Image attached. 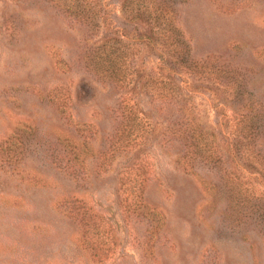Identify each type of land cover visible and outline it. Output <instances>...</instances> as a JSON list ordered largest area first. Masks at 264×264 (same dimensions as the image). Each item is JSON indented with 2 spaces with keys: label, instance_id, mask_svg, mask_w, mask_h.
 <instances>
[{
  "label": "rangeland",
  "instance_id": "rangeland-1",
  "mask_svg": "<svg viewBox=\"0 0 264 264\" xmlns=\"http://www.w3.org/2000/svg\"><path fill=\"white\" fill-rule=\"evenodd\" d=\"M122 1L92 5L83 23L56 0H0V264H264L260 161L227 162L260 207L251 221L248 207L244 218L228 214L224 181L198 182L153 139L139 163L142 186L122 174L136 173L142 154L112 152L120 93L86 63L87 48L114 36L111 28L132 32ZM174 4L193 57L238 76L264 106V0ZM140 99L159 121L158 102ZM195 101L215 125L221 110L210 106L227 114L234 106L219 91Z\"/></svg>",
  "mask_w": 264,
  "mask_h": 264
},
{
  "label": "trees",
  "instance_id": "trees-1",
  "mask_svg": "<svg viewBox=\"0 0 264 264\" xmlns=\"http://www.w3.org/2000/svg\"><path fill=\"white\" fill-rule=\"evenodd\" d=\"M57 2L78 20L88 22L92 5L101 6L102 0ZM174 3L123 0L122 15L135 21L132 32L111 28L114 36L87 48L86 63L97 75L96 80L116 87L120 93L113 107L116 124L109 135V147L113 153L124 155L139 148L140 160L132 162L135 169L140 165L138 171L133 172L129 166L122 171L138 186L148 178L139 163L147 157L150 141L155 140L164 150L174 149L175 161L198 182L203 183L207 174H213L228 185L229 215L241 213L244 218L243 209L248 207L251 213L246 216L254 220L260 207L245 198L243 187L240 189L242 181L227 168V162L237 158L249 166L256 161L264 164V106L238 76L229 77L227 70L193 57ZM97 14L102 17L103 13L96 11L95 17ZM88 83L80 84L83 96L89 94ZM207 91H219L234 104L228 114L222 104L210 106L216 114L221 110L224 122L211 123L208 106L200 109L195 101L198 92ZM140 95L148 104L158 102L163 113L159 121L143 107ZM209 185L217 187L215 182ZM258 230L264 232L263 227Z\"/></svg>",
  "mask_w": 264,
  "mask_h": 264
}]
</instances>
